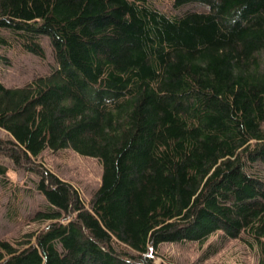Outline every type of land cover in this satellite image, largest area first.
<instances>
[{
	"label": "trees",
	"instance_id": "16d2710c",
	"mask_svg": "<svg viewBox=\"0 0 264 264\" xmlns=\"http://www.w3.org/2000/svg\"><path fill=\"white\" fill-rule=\"evenodd\" d=\"M191 3L0 0V49L52 52L29 82L0 79V158L35 170L44 200L0 264H159V244L215 231L264 264V0H173ZM67 148L102 165L89 206L33 164Z\"/></svg>",
	"mask_w": 264,
	"mask_h": 264
},
{
	"label": "rangeland",
	"instance_id": "374dc122",
	"mask_svg": "<svg viewBox=\"0 0 264 264\" xmlns=\"http://www.w3.org/2000/svg\"><path fill=\"white\" fill-rule=\"evenodd\" d=\"M150 1L157 7L172 12L203 8L196 3L177 8L173 5V0ZM44 43L47 54L44 59L19 48H1L0 51L10 57L11 63L0 61V79L7 85H21L47 71L52 63V52L47 38ZM8 135L0 128V136ZM0 159L7 166V177L13 183L11 191L0 187V239L13 241L44 225L31 219L34 209L44 200L36 188L39 174L35 170L19 166L7 156H1ZM39 163L69 181L78 190L86 206H89V200L101 182L102 165L97 158L81 155L70 148L59 151L46 149L33 162L34 165ZM17 197L19 200L14 201ZM8 199L12 201V205L17 206L14 219L9 218L7 212ZM214 249L216 250L213 252ZM155 253V261L159 264H258L260 257L256 245L241 238L227 237L221 231L212 233L205 242H163L158 245Z\"/></svg>",
	"mask_w": 264,
	"mask_h": 264
}]
</instances>
